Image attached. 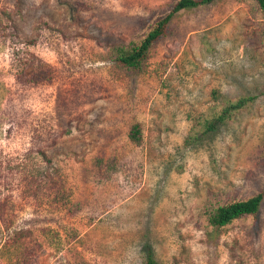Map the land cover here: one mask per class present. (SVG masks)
<instances>
[{
	"label": "rangeland",
	"instance_id": "374dc122",
	"mask_svg": "<svg viewBox=\"0 0 264 264\" xmlns=\"http://www.w3.org/2000/svg\"><path fill=\"white\" fill-rule=\"evenodd\" d=\"M174 1L0 0V264H264V202L225 229L201 217L264 189L252 0L181 12L143 72L109 57Z\"/></svg>",
	"mask_w": 264,
	"mask_h": 264
},
{
	"label": "trees",
	"instance_id": "16d2710c",
	"mask_svg": "<svg viewBox=\"0 0 264 264\" xmlns=\"http://www.w3.org/2000/svg\"><path fill=\"white\" fill-rule=\"evenodd\" d=\"M216 0H175L168 9L154 20L143 35L131 40L128 44H117L111 46L109 57L120 68L129 73H140L146 68L151 49L162 38L169 33L173 20L181 12L210 5ZM259 18L264 22V0H252ZM35 75L33 79H37ZM264 94V89H263ZM255 96H241L236 99H229L218 110L212 114L205 115L202 121L205 127V134L214 131L217 126L232 119L235 113L244 109L252 103ZM129 137L135 143L142 141V124L136 122L131 126ZM264 202V189L244 198H234L225 202H208L202 211L201 217L204 219L206 228L225 229L239 219L250 217L255 218ZM147 264H153L152 257L149 256Z\"/></svg>",
	"mask_w": 264,
	"mask_h": 264
}]
</instances>
